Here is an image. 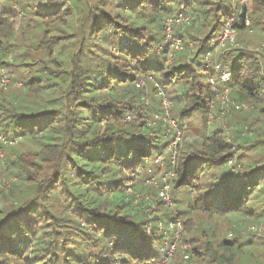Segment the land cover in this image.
<instances>
[{
    "label": "trees",
    "instance_id": "obj_1",
    "mask_svg": "<svg viewBox=\"0 0 264 264\" xmlns=\"http://www.w3.org/2000/svg\"><path fill=\"white\" fill-rule=\"evenodd\" d=\"M251 2L256 6L250 26L236 22L234 27L238 33L257 29L264 43V0ZM240 7L238 0H0V65L11 80L6 88L0 87V136L5 140L0 145L5 151L16 142L35 146L38 159L49 160L54 170L51 177L38 172L32 176L23 167L22 153L6 165L18 182L0 198V264H163L166 252L158 221L165 226L180 221L187 229L190 219L180 218L190 208L177 215L167 209L174 205L170 192L189 194L187 203L202 213L238 215L248 234L261 232L264 45L255 50L253 42L242 40L243 48L216 59L211 54V61L227 65L226 81L206 61L207 53H214L211 44L224 20L238 14ZM179 11L188 14L187 24L192 20L191 26L204 35L180 36L183 47L174 51L162 35V22ZM244 12L245 8L241 20ZM21 15L27 22L20 25L24 34L18 35L15 23ZM13 50L14 59L8 61ZM15 81L21 85L9 88ZM149 83L157 109L144 101ZM12 88L24 91L19 102L8 101ZM223 91L249 108L228 130L215 125L217 121L209 130L211 120L228 109L221 105ZM172 108L180 128L186 125L185 147L173 144L178 157L167 147L169 130L178 136L167 120ZM193 123L201 131L196 144L188 139ZM229 135L235 136L232 143ZM4 154L0 161L7 162V151ZM231 159L241 168L232 169ZM163 169L174 173L166 180L172 205L159 195L162 178L158 193L145 192V200L136 203L144 181ZM53 181V187L47 186ZM12 184L10 180L5 185ZM58 190L70 211L92 229L81 255L66 251L64 257L61 241L47 234L40 212L34 214V200ZM142 203L155 214L143 210ZM236 235L235 229L226 232L219 244L222 253L241 248ZM194 242L192 252L208 264L232 261L230 256L217 257V249L200 251L199 240ZM30 247L35 249L27 254Z\"/></svg>",
    "mask_w": 264,
    "mask_h": 264
},
{
    "label": "rangeland",
    "instance_id": "obj_2",
    "mask_svg": "<svg viewBox=\"0 0 264 264\" xmlns=\"http://www.w3.org/2000/svg\"><path fill=\"white\" fill-rule=\"evenodd\" d=\"M191 4H193L192 1H191ZM255 6H256V2H251L249 6V13H248L249 17H250L251 12L254 10ZM22 17L23 15H21L20 18H17L16 23H15L19 25V29L17 33L18 35L24 34L23 33L24 27H21L20 25L27 22V20L25 18L23 19ZM163 22L162 24L164 26ZM191 23H192V20H191ZM191 23L190 25L184 23V24L172 26L173 36L175 38H179L180 36H182L183 39H187L189 33L198 34L200 36L204 35V32L201 30H198L196 32L195 31L196 26L195 25L191 26L192 25ZM162 35H166L165 29L163 30ZM166 40L170 41L167 38ZM242 40H245V42H253L255 50H260L261 49L260 47L264 45V43L260 40L257 29H253L251 33L247 32V30H242V32H239L236 34L234 44H227V46L224 49L217 50L216 52L213 53V55L215 56V59L220 57L221 54L227 53L234 48H243L244 43ZM262 43L263 45H261ZM170 47L173 49V47L171 46V43H170ZM189 47H192V46L189 45ZM15 50H16V47H15ZM14 54H15V51L13 50L12 53H9L7 55L8 61L9 60L11 61V59H14ZM22 55L27 56L28 54L23 53ZM213 62L219 63L214 59H213ZM18 84L21 85V82L15 81V83H11L9 85V88L18 87ZM10 91L11 92L9 94V97H7L8 101L19 102L20 98L23 97L24 95L23 93L24 91L22 90V88H12V90ZM223 92H225V95L222 96L223 100L225 101V104H221V105L222 106L224 105L225 107L227 106L228 109L224 110L225 115L223 117H220L218 119L216 118V120H213V119L211 120L209 124V127H210L209 130H212L215 125L221 126L224 129L228 130V128L230 127V124H233L235 122V118L238 116H242L244 113H246V111L249 108L246 104L231 99L228 95V91H223ZM226 92L228 96L226 95ZM145 94H146V97L144 101L146 102V104H149V106L154 105L155 109L160 107L158 104V100L156 99L157 97L153 95L154 93L152 91V86L150 83L147 84V87L145 88ZM15 96H17V98ZM235 104H239V107L237 108ZM231 106H234L235 109L229 110V107ZM176 114H177L176 108H172L171 112H169L168 114L169 118H173V117L175 118V124H172V125L175 126L174 129L178 131V136H180V138L178 139V136L176 135V133L169 130V133L167 136V139H168L167 147L169 150L173 151V153H175L180 147L184 148L185 145L187 144V141L185 139L186 132L183 130L184 128H186V125L183 124L184 126H181L180 128L179 124L177 123L178 116ZM163 115L167 116L164 113ZM164 116H161V119H163ZM231 118L232 119L234 118V119L230 121ZM198 120H199V115H198V118L194 119L193 121L197 122ZM193 125L195 126V128L192 129L191 135H188L189 136L188 139L194 144H196L198 135H200L201 131L200 129H197V126H198L197 123H193ZM234 137L230 136L227 139L230 143H232ZM174 140H176L175 142H180V145L177 146L178 148L176 149V151H174L173 149ZM4 148L5 146L0 145V160L4 158L5 156L4 153L7 151V156L5 157V159H7V162L0 161V198H2V196L5 195V192H8L10 188L14 187V183L18 182L15 175L8 172V170H6L7 168L6 165L7 166L10 165V162H12L13 159L18 158V155H20V153H22L21 158L23 159V162H22L23 167L27 169L28 172L32 174V176L36 177L37 172L39 173V175L45 176L46 178L51 177L53 175L54 170H53L52 163L49 160H39L37 157L35 146H32L27 143L20 144L16 142L14 144H10L9 148L7 147L8 150L6 148V151H5ZM173 153L171 156L172 161H174V159H172L174 158ZM178 154L179 152H176L175 155H177L178 157ZM160 158L162 159L161 156ZM164 166L165 164H163V167ZM170 172H171L170 170L167 171V169H163L161 170V172L157 171L156 174L152 176L150 179L148 180L146 179L143 183L144 189L143 191L139 192L137 200L135 202L137 203L138 201L145 200L144 199L145 192L155 191L158 193L159 187L157 186L158 185L157 183L160 182L163 176H166L167 181H170L172 178V175H170ZM152 178H154L156 181L154 180L152 182L151 181ZM10 180H13V184L12 186L7 187L8 185H10ZM5 184H7V186ZM53 184H54V181L47 184V186L53 187ZM20 186H22L21 182L19 183V187ZM16 189L18 190L17 187ZM56 192H57L56 195H52V193H46L44 197L40 198L39 200L38 198L34 200V202L32 203V206L35 209L34 214H36V217H37V210H38V212H40L39 214H41V217L43 216V219L47 222L46 230L47 232H49L47 234L51 233L52 237H55L57 238V240L61 241L60 252L64 255V257L66 256L67 253L68 255H73V256L78 255V254L81 255L82 253L81 249L86 245V243L84 242H85L87 233L91 232L92 229L91 227L87 225V223H85L84 220L77 218L76 215L70 211V209L65 205L66 203L63 201L64 197L60 193V191L58 190ZM170 194L173 197L174 205L173 207L171 206L167 209L174 212V215H177L179 214V212H181L178 210H187L186 208H190L188 209L190 211H185V212L180 213V218L182 220H186L187 218H190V219L188 221L189 228L187 229L184 228L183 231L179 234V237L175 239L174 250L173 249L171 250V247H170V243L172 241L166 238V233L162 230V228L165 227L164 225L165 222L158 221L160 222V227L158 228L163 234L164 251L166 252V256L164 257L162 261L163 264H208L207 259H202V255L197 256L195 252H192V246L195 244L194 242L195 240H199L200 245L197 248L200 251H203L205 248H208V249L212 248V249H217L216 251L217 257L226 259L230 256L232 261L231 262L225 261V264H264V226H263L264 221H261L263 225L258 226L259 228L258 230L261 232H258L256 234H248L246 233V229H244L245 226L247 225L246 222L242 218H240L238 215L218 216V215L205 214V213L200 212L198 208H195V207L191 208V203H187V201L190 200L189 194H185L183 191L176 192V193L170 192ZM148 202H151V200H149ZM140 207L143 210L150 211L151 213L155 214L153 212V209L147 210L148 206L143 203L140 204ZM66 208H68L69 210ZM67 210L69 213L65 215ZM156 214H157L156 215L157 218H162L160 215H158V212H156ZM158 220H161V219H158ZM254 227L255 225H253L252 228ZM234 229H235V233L237 234L234 240L238 245L240 244L242 246L239 249L236 248V246L231 248L230 254H227L226 252L222 253V248L220 247L219 244L221 243V240L225 237L226 232L228 233L230 230L231 231L233 230L234 232ZM228 237L229 236L227 235V238ZM192 238H195V239L192 240ZM231 238H233V236ZM183 239L185 240L184 242H183ZM247 242H249L250 244H247ZM34 249H35L34 247H30L27 254H29L30 252H33ZM60 252L57 251V257L59 258H60ZM185 254L189 256L188 257L189 259H186L184 257ZM43 257L44 255H41L39 258H43ZM43 259L46 260L47 258H43Z\"/></svg>",
    "mask_w": 264,
    "mask_h": 264
},
{
    "label": "built area",
    "instance_id": "obj_3",
    "mask_svg": "<svg viewBox=\"0 0 264 264\" xmlns=\"http://www.w3.org/2000/svg\"><path fill=\"white\" fill-rule=\"evenodd\" d=\"M239 4H240V8L237 13H233L231 16H229L227 19L224 20L221 31L219 32V34L217 35V37L215 38V41L211 44L214 49L213 51L216 52L217 50L223 49L227 46V44H234L235 43V37L236 34L238 33V31L236 30V28L234 27V23H239L242 22L244 25V28H248L250 26V19H249V6L251 4V0H238ZM243 8H245V12H244V19L241 20L240 19V14L243 11ZM190 21V17L188 14L179 11L177 12L175 15L171 16V17H167L164 20V29L166 32V38L169 39L171 41V46L173 47L174 51H178L181 50L183 47L182 44V40L180 38H175L173 36L172 33V26L173 24L175 25H179V24H184V23H189ZM189 45L192 46V43L189 42ZM212 51L208 52L206 55V61L207 64L209 66L212 65L213 70L220 75L221 81H226L229 78V72L227 71V65H221L219 63H214L213 61L210 60V56H211ZM212 80V78H211ZM10 77H9V73L6 69V67L1 66L0 65V87L6 88L8 86V84L10 83ZM161 93V92H160ZM162 94V93H161ZM163 95V94H162ZM225 101H223L222 103H224ZM163 105L165 107V109H168V105L169 102H167L166 98L163 97ZM235 106L238 108L239 104H235ZM167 112V111H166ZM156 118H159V116L157 115ZM168 123L169 124H175V119L173 118H167ZM174 126V125H172ZM180 137L178 136V139ZM0 140L4 141L2 139V137L0 136ZM176 140H174V143ZM175 146V145H174ZM173 146V147H174ZM3 156V155H2ZM229 165H231L232 169H240L241 166L240 164H235L234 160H229L228 162ZM173 172H170V175H173ZM162 180L165 181L163 187L161 188L159 195L163 196L168 202H169V206H171V201H169V196L166 193V191L169 188V184L167 183V178L166 176L162 177ZM152 182L154 181V178H152L151 180ZM160 227V225H159ZM162 230L166 233V238L169 239L170 241H172L170 243V247L171 250L175 248V239L177 237H179V234L182 232L183 230V225L180 221H170L167 226H165L164 228H162Z\"/></svg>",
    "mask_w": 264,
    "mask_h": 264
}]
</instances>
